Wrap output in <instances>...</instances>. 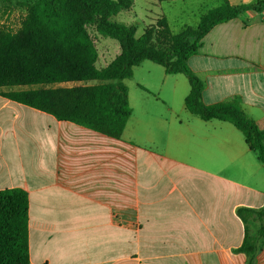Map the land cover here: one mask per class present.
<instances>
[{"label": "crops", "instance_id": "crops-1", "mask_svg": "<svg viewBox=\"0 0 264 264\" xmlns=\"http://www.w3.org/2000/svg\"><path fill=\"white\" fill-rule=\"evenodd\" d=\"M259 1L138 7L148 26L166 17L177 34L210 9ZM188 66L206 105L236 103L264 130V11L214 25ZM134 71L119 139L3 96L28 87L0 88V191L28 193L30 264H247L237 209L264 207V163L232 123L187 110L186 75L151 61ZM253 264H264V244Z\"/></svg>", "mask_w": 264, "mask_h": 264}, {"label": "trees", "instance_id": "trees-1", "mask_svg": "<svg viewBox=\"0 0 264 264\" xmlns=\"http://www.w3.org/2000/svg\"><path fill=\"white\" fill-rule=\"evenodd\" d=\"M159 2L173 0H158ZM133 0H35L26 6L20 28L12 32L0 23V88L32 87L3 96L70 121L104 135L121 138L132 115L129 91L124 80L144 61L162 66L168 74L186 75L190 92L187 110L202 120L232 123L264 163V130L236 103L206 105L204 84L188 66L198 53L202 38L214 25L247 11H264V0L250 6L225 3L204 14L198 26H185L174 34L168 19L161 17L137 36L135 25L113 18L129 10ZM116 40L120 53L98 68V48L89 28ZM88 83L70 87H43L66 83ZM237 215L245 224L238 252L253 264L264 244V207H242ZM257 229L252 232L249 222ZM0 264H30L28 241V193L20 188L0 191Z\"/></svg>", "mask_w": 264, "mask_h": 264}, {"label": "rangeland", "instance_id": "rangeland-1", "mask_svg": "<svg viewBox=\"0 0 264 264\" xmlns=\"http://www.w3.org/2000/svg\"><path fill=\"white\" fill-rule=\"evenodd\" d=\"M35 0H20L17 1L18 3H15V0H7L6 2L3 3V5H0V23L1 25H3L5 28L9 29V30H17L19 24H21L23 18L25 17L27 10H26V6L27 4L33 2ZM141 0H136V10L135 13H133L132 11H122L121 13H119L117 16H115L113 19L116 22L119 23H123L126 25H135L137 28V36H141L145 30V27L148 26V24L150 22H148V18L144 17V12L142 10L139 9V4H140ZM22 10H25L24 12ZM7 13H9L10 15L8 17ZM161 18V17H160ZM175 22V21H174ZM173 27L175 31H179L176 30V26L173 23ZM90 34L93 37L95 44L98 48V53H99V59L97 62V67L98 68H103L105 66H107L114 58L116 55H118L120 53V46L119 43L111 38L108 37H104L100 34L97 33V31L95 30V28L90 27L89 28ZM161 69V67H158ZM163 68V67H162ZM135 70V68H134ZM135 73V71H134ZM140 71H136V77L135 79L140 78ZM134 77V75H133ZM132 77V78H133ZM130 78V79H132ZM128 80V79H126ZM125 81V80H124ZM98 82H88V83H66V84H55V85H49V86H43V87H50V88H54V87H72V86H76V85H84V84H96ZM14 88V87H13ZM27 88V87H25ZM36 88H40V86H32V87H28L27 89H36Z\"/></svg>", "mask_w": 264, "mask_h": 264}, {"label": "built area", "instance_id": "built-area-1", "mask_svg": "<svg viewBox=\"0 0 264 264\" xmlns=\"http://www.w3.org/2000/svg\"><path fill=\"white\" fill-rule=\"evenodd\" d=\"M10 14L9 13H7V16L6 17H8ZM1 23H3V22H1ZM20 26H21V24H19V26H18V29L20 28ZM17 29V30H18ZM9 30V29H8ZM17 30H14V31H12V30H10V31H12V32H16Z\"/></svg>", "mask_w": 264, "mask_h": 264}]
</instances>
